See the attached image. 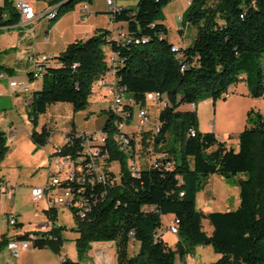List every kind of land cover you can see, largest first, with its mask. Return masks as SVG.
<instances>
[{"label": "trees", "instance_id": "trees-1", "mask_svg": "<svg viewBox=\"0 0 264 264\" xmlns=\"http://www.w3.org/2000/svg\"><path fill=\"white\" fill-rule=\"evenodd\" d=\"M91 1L50 0V4L58 3L57 18L78 3ZM135 1L134 7L110 14L125 32V38L100 29L84 40L69 43L54 58L56 65L47 66L40 89L31 94L30 140L37 148L44 146L50 135L45 127L40 132L35 130L39 116L50 104L70 103L74 111L88 108L91 87L107 70L105 46L117 55V66L112 71L118 86L129 97L143 105L146 93L158 91L168 100L158 113V133L153 138L163 156L151 159L145 167L139 165L138 154H134L127 169L125 155L113 140L120 116L106 109L99 111L106 116L102 127L106 142L99 144V150L109 153L105 154L107 161L117 164L119 180L106 187L105 196L98 198L84 219L75 216L78 259L64 256L61 264L86 262L92 243L110 241L115 244V264L185 263L194 248L201 245L211 246L219 255L211 264H264V117L253 109L248 111L247 124L238 135L235 150L219 141L213 132H200L195 111L178 109L182 104L225 97L240 80L245 81L252 97L264 99V0H190L178 31H183L185 23L194 28L195 34L184 48L168 40L163 23L162 9L171 0ZM19 20L14 1L4 0L0 6V33L3 28L19 24ZM0 69L7 71L2 64ZM130 122L131 116L127 119ZM172 125L180 145L179 161L172 158V149L164 148ZM79 149V139H69L60 147V153L78 157ZM7 152L5 133L0 131V163ZM72 162L76 170V161ZM213 174L223 178L243 175L234 183L239 189L235 209L203 213L196 207V194ZM69 185L76 194L81 191L80 183L71 181ZM85 186L87 196L92 192L98 196L105 188L98 182ZM45 213L52 228L42 234L44 238H36L33 246L60 255L64 226L55 225V208ZM164 214L174 215L176 221L178 240L174 248L155 236ZM202 219L212 226L210 234L203 230ZM32 233L35 230L14 238L27 240ZM10 239L0 234V251ZM131 240L138 243L132 255L128 253Z\"/></svg>", "mask_w": 264, "mask_h": 264}, {"label": "crops", "instance_id": "crops-1", "mask_svg": "<svg viewBox=\"0 0 264 264\" xmlns=\"http://www.w3.org/2000/svg\"><path fill=\"white\" fill-rule=\"evenodd\" d=\"M3 1L4 0H0V6L2 5ZM13 1L15 2L16 0ZM25 1H28L32 4L36 16L33 20L27 22L25 25L16 24L14 26L2 29L0 33V64L7 68V71L5 70V72L8 74V76L26 81L29 86V90L25 92H21V88H15L11 90L8 85V81L2 79L0 80V97H10L14 108L24 111L28 116V105L31 101V94L33 91L40 89L42 83L41 79L33 80L29 77L30 64L28 61V56L32 53H36L50 54L53 57H57L62 51L65 50L69 43L77 40H84L87 37L96 34L100 29H107L114 34L118 24H115L111 21L108 10L109 7L107 6L105 0H92L90 3H88V13L85 14L81 10V5L83 2H80L75 5L74 9L60 15L57 18L56 15L58 3L51 5L50 0ZM115 4L121 8H132L136 5V1L115 0ZM167 5L164 7L166 9V13H168ZM186 8L187 6H184L179 11L180 13L175 11V9H172L170 14H175V16L181 20L182 12ZM49 9H54V18H56L55 20L48 19L44 16V13ZM163 23L165 24V19L163 20ZM179 33L180 35H184V28L183 31ZM168 40L175 46L182 48L190 44V42H186L184 44L180 42L174 43L169 38ZM106 48L107 46L104 47V50ZM105 55L106 60H108V53H105ZM50 65L55 66L56 60L51 61ZM102 76L106 77L107 79H114L113 71L112 74L105 73ZM243 82L244 84L238 82L231 86L228 91L230 95L227 97H219L217 99L206 98L196 104H182L178 109L181 111H195L197 115V128L200 132H213L219 141H225L228 146H231L237 150L238 135L247 124L246 119L248 111L250 109L256 110L264 117V106H260L258 103L259 100L264 104V99L262 97H252L245 81ZM109 97L110 96L105 87L97 86L95 88V92H92L89 97V106L86 110L74 111L72 105L66 102H56L50 104L47 107L46 112L39 116L37 126L35 127L37 132H40L44 127L49 130L50 135L48 137L47 143L40 148H35V145L32 143L30 147V149L33 148V151L42 153L39 165L45 164L47 166L45 168L48 169V167L51 166L50 156L53 155L56 147H61L64 145L68 136H70V134H72L74 131H101L105 123L106 116L105 114L99 113V111L107 109L106 106L108 104ZM226 98L229 99L227 100ZM151 116H153V113ZM156 120L157 117L155 118V121ZM133 129H135L134 125L130 130L133 131ZM147 135L149 134L147 133ZM13 137L14 131L9 130L8 138L6 139V145L8 146L7 153L11 152V148L7 144V141L13 143ZM12 151H15V149ZM3 160L0 165L3 163ZM46 161H49V166L47 165L48 163H46ZM39 165L36 164V166ZM69 170H73L72 161H69ZM0 180L5 181L9 186H11V184L8 182V178H6L4 174L0 175ZM211 182L215 185L217 184L221 188V200L225 201V205L230 196H234V204L239 205V189L237 186L228 184L222 178V176L216 174L210 175L208 177L206 186H209ZM42 184L43 182L34 186H41ZM13 188L15 193V187ZM201 191L196 194V201L198 200V196L200 195ZM217 195L218 194L213 192L211 189L210 195L202 200V207L197 208L203 213L212 212L211 210H213V208L211 207V204L217 203V200L215 201V197H217ZM29 196L32 200L30 191ZM11 199L12 198L0 193L1 235L3 234L8 238H14L17 234H21L24 231L36 230L38 224L47 225V221H50L47 214L45 213L48 206L47 200L45 198L37 202L32 200L34 203H43L42 210L45 218L39 222H36L33 228L27 229L25 224L17 219V215L15 214L13 208H10ZM55 209L57 210L58 216V207H55ZM10 214L14 215L16 219L15 226H10L7 222ZM6 215H8L7 219H5ZM38 215L39 214L36 210L34 212V216ZM173 219L174 215L164 214L161 216V223L164 225L165 223L172 222ZM19 223L22 225L18 227L17 224ZM55 225H59L57 218ZM212 229L213 228L211 226L210 231H207V233L210 234ZM166 234H169V232L164 233L162 235V239L169 245L167 238L165 237ZM76 237L77 235L75 238ZM171 237L172 243H170L169 246L174 248L178 238L176 235ZM97 243L103 242H94L92 245ZM110 244L113 247V253L115 255V244L112 241H110ZM91 249L88 251V256ZM62 257H64L62 252L60 255H56L48 248H35L33 246L27 250L21 251L18 256H13L6 248H4L0 251V264H61ZM188 261L189 259H187V263Z\"/></svg>", "mask_w": 264, "mask_h": 264}, {"label": "built area", "instance_id": "built-area-1", "mask_svg": "<svg viewBox=\"0 0 264 264\" xmlns=\"http://www.w3.org/2000/svg\"><path fill=\"white\" fill-rule=\"evenodd\" d=\"M107 6L109 7V15L112 12L118 11L121 7L116 6L115 0H105ZM15 7L20 14V25H25L27 22H30L35 18V13L33 6L30 2L25 0H16ZM190 4V0L187 1V5ZM82 12L88 13V2H83L81 5ZM54 13V9H49L44 13V16L50 19L51 14ZM111 19V17H110ZM112 21V20H111ZM113 22V21H112ZM116 38H125V32L122 29L116 28L114 32ZM177 50V47L173 48ZM105 53H108V60H105L107 65V70L105 73L112 74V67L117 66V55L110 51L109 47L104 50ZM50 54H36L32 53L28 56V61L30 64V74L29 76L32 79H41L43 73L46 71L47 66L51 61L54 60ZM104 73V74H105ZM103 74V75H104ZM5 79L8 81L9 87L21 88V92L29 90V86L26 81L19 80L17 78L8 76V74L0 69V80ZM97 86H103L107 89L109 94V100L106 108H112V113L117 114L120 118L116 121V130L113 134V140L117 149L125 155L126 167L130 169V160H134V154H137L136 151V138L141 135V133L147 132V125L151 123L152 137L158 133L155 127V118L152 120L150 111L148 108V115L140 114V107L136 105H131V101H123V95H120V87L117 83H112V78L107 79L104 76H101L93 83L91 87V93L95 92ZM229 93L225 94V97L229 96ZM148 102L153 103L156 107L159 108V111L168 105V100L165 94H162L158 91L146 93L143 105L148 106ZM159 113V112H158ZM131 116V122L134 123L135 129L131 131L128 127L127 119ZM158 117V114L157 116ZM191 134H194V130L190 131ZM11 138V137H9ZM141 138V136H140ZM68 139H79L80 149L78 157H70V155L61 154L60 147H56L55 152L50 156L51 166L48 167L47 179L41 186H33L30 189V195L33 201L37 202L41 199L47 200L48 209L55 208L56 206H63L66 209L70 210V203H66V195H59V191L63 193V187L68 185L69 181H76L80 183L79 186L80 192L75 195V201L82 202L83 210H86L88 215L91 212L92 208L96 205L98 198H103L106 194V187L114 182L119 180V173L113 170V161H105V154L99 150V142H95V131L90 132H81L74 131ZM163 156L158 154V157ZM69 161H76V170H69ZM140 167L137 164V176L139 175ZM102 183L105 185V188L102 189L96 196L94 192L86 195V186L85 185H95V183ZM66 184L65 186H62ZM89 187V186H88ZM0 193L12 197L14 193V188L9 186L5 181L0 180ZM8 224L10 226L16 225V219L14 215H9ZM52 228V221H47V225H37L35 233L30 235L29 239H15L11 238L5 248L13 255L18 256L21 251L27 250L33 247V241L36 238H44L42 236L44 232H48ZM166 232H169L175 235L174 219L170 223H165L160 228L157 229L155 236L162 237ZM101 247V243L93 244L92 248ZM96 257L103 259L101 248L94 249ZM187 259L185 263L180 261V264H188ZM62 260V259H61ZM106 262L104 261V264ZM87 264H101L98 263L97 259H93L92 262ZM108 264V263H107Z\"/></svg>", "mask_w": 264, "mask_h": 264}, {"label": "rangeland", "instance_id": "rangeland-1", "mask_svg": "<svg viewBox=\"0 0 264 264\" xmlns=\"http://www.w3.org/2000/svg\"><path fill=\"white\" fill-rule=\"evenodd\" d=\"M134 1V0H133ZM188 0H171L167 5V12L164 9L163 17H165V24L168 29V38L173 41L174 43H186L190 42L195 34V30L193 27L183 24L184 28V35H180L178 29L182 25L180 18L177 16L171 15V10L175 9V11H179L184 7L187 6ZM162 9V11H163ZM185 11V10H184ZM182 12V15L184 13ZM186 34V35H185ZM263 63V61H262ZM264 68V64H263ZM34 80V79H33ZM241 84H244L243 81H239ZM227 100L229 98H226ZM225 99V100H226ZM260 106H264L263 102L258 100ZM146 109V115H148V109L150 111V115L152 120L156 118L159 108L156 107L153 103L148 102V106H143ZM257 112L256 110H254ZM254 117V116H253ZM33 125L30 122L27 113L24 111L19 110L18 108H14L12 104V100L10 97H0V131L5 133L6 139L8 138L9 130L14 131L13 143L7 141V144L11 148V152L6 153V157L3 160V163L0 165V175L4 174L6 178H8L9 184L15 187V193L11 197L10 200V208L14 210L15 214L17 215V219L20 220L25 224V227L33 228L36 222L41 221L45 218L43 213L42 207L43 203L38 202L34 203L30 199L29 191L31 186L39 185L42 182L44 183L47 179L48 169L45 164L39 165L41 160L40 152L33 151V148L30 149L31 144L33 143L30 140L29 133L32 129ZM133 124L129 125V129H132ZM152 125L149 123L147 125V132L141 133L140 136L138 135L136 138V151H137V160L141 167L148 166L151 162V159L154 160L158 158V150L159 146H155L154 139L152 134L150 133L152 130ZM96 131L95 134L99 133ZM147 133L149 135H147ZM34 144V143H33ZM35 148H37L35 146ZM165 149H172L171 155L172 158L176 161H179L180 158V145L179 141L176 137V129L175 126L172 125L170 128L169 133L166 136V140L164 142ZM238 148V147H237ZM15 149V151H12ZM49 166V161H46ZM38 164L39 166H36ZM116 165V164H115ZM117 166V165H116ZM238 177H243V175L238 176H230L228 178H223L228 184L235 185V180ZM44 180V181H43ZM238 188V186H237ZM212 189L215 192L217 197H215V201L217 203L211 204L213 210L211 211H228L235 209L238 205L234 204V196H230L229 200L226 202L221 200V188L216 184H211L205 186L204 189L201 191L200 195L198 196V200L196 201V207H202V200L210 195V190ZM63 193L59 191V195L61 196ZM239 198V193H238ZM214 203V202H212ZM224 203V204H223ZM58 207V224L64 226L63 230L61 231V236L63 238V246L61 252L64 256L77 261V252L75 249L74 238L77 235L75 232V215H73L71 210L66 209L63 206H56ZM48 209V206H47ZM37 210L38 216H34V212ZM5 216V219H7ZM202 227L204 231H210L211 225L207 219H202ZM173 234L169 233L166 234L165 237L167 238V242L172 243ZM174 245V244H172ZM100 249L102 251L103 259H99L98 256L96 257L94 249ZM92 248L89 252V258L86 262H81L80 264H87L88 261L92 262L93 259H97L98 263L104 264H115V255L113 253V247L110 242L101 243V247ZM112 249V250H111ZM138 249V243L136 241L130 242V246L128 249V253L133 254ZM219 258V255L215 253L211 246L208 245H201L194 248L193 252L188 256V263L189 264H211L215 262ZM176 264H180V261L177 260Z\"/></svg>", "mask_w": 264, "mask_h": 264}, {"label": "bare ground", "instance_id": "bare-ground-1", "mask_svg": "<svg viewBox=\"0 0 264 264\" xmlns=\"http://www.w3.org/2000/svg\"><path fill=\"white\" fill-rule=\"evenodd\" d=\"M54 17H55V12L51 14L50 19H54ZM112 83H117L115 76L114 79H112ZM120 95H123V101H131V105H136V107H140L141 115H146V109L143 107L144 105L135 102L131 97H129V95L125 92L124 88L120 87ZM106 111L112 113V108H107ZM158 125H159L158 121L156 120L155 121L156 131H158ZM95 142H99V144L101 145L104 144L106 142V133L101 130L99 133L95 134ZM105 161H107V155L105 156ZM116 165L115 163H113V170H115L118 173L119 169ZM69 183H71V181L68 182V185H66V187H63V195H66V203H70V210L75 212V216L78 219H84L87 216L86 210H83L82 202L75 201V195H76L75 189L72 186H70ZM174 227H175V235H176L178 230L175 219H174Z\"/></svg>", "mask_w": 264, "mask_h": 264}]
</instances>
